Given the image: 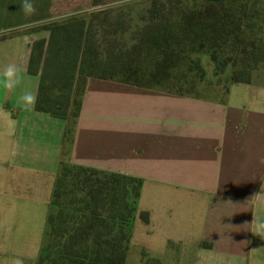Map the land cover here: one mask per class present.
Wrapping results in <instances>:
<instances>
[{
	"label": "crops",
	"instance_id": "obj_1",
	"mask_svg": "<svg viewBox=\"0 0 264 264\" xmlns=\"http://www.w3.org/2000/svg\"><path fill=\"white\" fill-rule=\"evenodd\" d=\"M100 4L35 0L26 16L21 0H0V70L11 62L27 69L32 44L48 37L44 26ZM38 85L26 70L24 86ZM204 89L214 96L86 82L67 159L141 180L125 264L130 249L140 264L142 254L160 264H264V235L253 233V222L264 223V65L225 94ZM20 91L0 90V254L27 207L50 204L67 128L21 109Z\"/></svg>",
	"mask_w": 264,
	"mask_h": 264
},
{
	"label": "trees",
	"instance_id": "obj_2",
	"mask_svg": "<svg viewBox=\"0 0 264 264\" xmlns=\"http://www.w3.org/2000/svg\"><path fill=\"white\" fill-rule=\"evenodd\" d=\"M44 29L48 37L32 44L27 66L39 76L35 110L67 128L37 264H125L141 180L67 159L86 82L188 95L184 85L204 81L198 57L206 53L217 79L229 66L232 83L248 84L264 65V0H148ZM139 217L148 222L146 212ZM142 264L160 262L142 254Z\"/></svg>",
	"mask_w": 264,
	"mask_h": 264
},
{
	"label": "rangeland",
	"instance_id": "obj_3",
	"mask_svg": "<svg viewBox=\"0 0 264 264\" xmlns=\"http://www.w3.org/2000/svg\"><path fill=\"white\" fill-rule=\"evenodd\" d=\"M146 1L148 0H100L102 4H100V9L98 10L100 11L105 8L110 9ZM198 60L202 70L204 71V81L196 83L194 89H190L189 86L184 85V91H189L188 95L192 96H214L213 93H215V91L205 92L206 89L201 87L205 86L208 82H211V88H214V90L215 88H218V93L225 94V90L229 89L230 85H232L229 74L230 67L227 66L224 73H222L217 79L214 75V65L210 60L209 55L206 53L200 54ZM159 88L164 89V86H159ZM225 97L224 99H227ZM48 208V202L37 205H29L27 207V215L26 219H24L25 221L14 222L16 224H13L11 228L12 236L10 237V246L5 252L0 254V264H13V262L17 259L22 260L23 264H37L46 231ZM139 261L140 257L137 250L130 249L126 264H140Z\"/></svg>",
	"mask_w": 264,
	"mask_h": 264
},
{
	"label": "clouds",
	"instance_id": "obj_4",
	"mask_svg": "<svg viewBox=\"0 0 264 264\" xmlns=\"http://www.w3.org/2000/svg\"><path fill=\"white\" fill-rule=\"evenodd\" d=\"M21 10L26 16L34 15L37 11L35 0H21ZM26 67L18 63L11 62L3 66L0 70V90L15 91L20 89L17 96L18 106L25 110H32L35 108L38 99V89L28 88L24 86V74ZM253 233H260L264 235V223L253 222ZM13 264H23V261L17 259Z\"/></svg>",
	"mask_w": 264,
	"mask_h": 264
}]
</instances>
